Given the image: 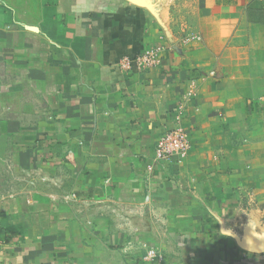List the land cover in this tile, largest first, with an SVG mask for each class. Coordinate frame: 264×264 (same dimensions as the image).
<instances>
[{
    "label": "crops",
    "instance_id": "obj_1",
    "mask_svg": "<svg viewBox=\"0 0 264 264\" xmlns=\"http://www.w3.org/2000/svg\"><path fill=\"white\" fill-rule=\"evenodd\" d=\"M178 103L189 152L148 173ZM149 248L264 264V0H0V264Z\"/></svg>",
    "mask_w": 264,
    "mask_h": 264
},
{
    "label": "built area",
    "instance_id": "obj_2",
    "mask_svg": "<svg viewBox=\"0 0 264 264\" xmlns=\"http://www.w3.org/2000/svg\"><path fill=\"white\" fill-rule=\"evenodd\" d=\"M200 36L194 34L185 35V40L190 41L199 39ZM163 48L161 46H150L144 51L133 55L122 56L118 61V66L122 70H146L156 67L160 64ZM187 115L186 107L178 103L171 112V125L158 137L154 148V157L152 162L147 165L146 171L149 173L158 164L176 157L178 161L183 160L191 147V138L189 130L185 126V118ZM158 255L155 248H149L145 254L141 256L143 264H149L150 260Z\"/></svg>",
    "mask_w": 264,
    "mask_h": 264
}]
</instances>
